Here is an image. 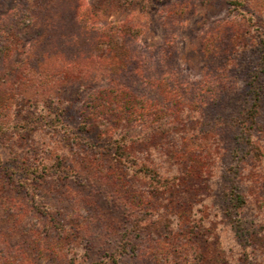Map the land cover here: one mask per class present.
I'll list each match as a JSON object with an SVG mask.
<instances>
[{"label": "rangeland", "instance_id": "obj_1", "mask_svg": "<svg viewBox=\"0 0 264 264\" xmlns=\"http://www.w3.org/2000/svg\"><path fill=\"white\" fill-rule=\"evenodd\" d=\"M30 1L0 0V264H264V0H82L110 39L95 48L68 39L65 58L88 48L117 54L123 42L145 57L146 72L169 73L187 89L217 73L228 84L216 98L188 91L171 109L139 117L127 107L109 120L92 102L118 80L115 67L52 81L29 69L70 17L69 0H43L45 15L30 24L21 15ZM252 78L259 106L246 141L237 122ZM54 109L66 129L48 125ZM27 115L37 122L13 136L11 121ZM118 134L166 187L113 154ZM28 162L47 170L30 180L37 170ZM231 190L245 199L243 220L260 230L249 255L225 219Z\"/></svg>", "mask_w": 264, "mask_h": 264}, {"label": "trees", "instance_id": "obj_2", "mask_svg": "<svg viewBox=\"0 0 264 264\" xmlns=\"http://www.w3.org/2000/svg\"><path fill=\"white\" fill-rule=\"evenodd\" d=\"M69 1L70 17L68 20L69 23H67L68 26L66 25L67 32L65 31V33L57 34V37L51 34L47 46L43 48L41 52H35L39 59L36 58L33 65L29 64V69L37 75L42 73L47 80L52 81L68 77L80 78L88 74V71H91L93 65L104 64L111 69L115 67V75L118 80H112V86L107 92L98 96L96 95L93 98V109L97 115H106L108 120L109 118L117 119L120 115L119 111H123L124 108L127 109L128 107L126 111L133 115L137 114V116L143 117L145 114L150 115L153 112H159L165 108H170L172 105L177 106L181 100L180 96L184 98L188 91L190 92L191 99L199 95V100H203L205 96L208 97V94L216 98L222 92L227 91L228 84L223 80V74L220 73L209 78L203 85L197 83L188 89L185 85H179L175 76H171L169 73H148L146 72L147 60L145 57L130 51L129 48L125 47L123 42L122 45H119V50L116 51L118 55L111 53L109 50L95 52L92 51L91 48H88L77 53L79 55L74 54L71 57L65 58L59 48L62 46L64 47L68 39L72 43L84 40L85 43L87 42L90 45L93 43L92 46L95 48L99 44L105 45L103 40L109 38L111 35L109 31L99 28L100 26H98L99 24L96 22V12L91 6L84 4L82 0ZM142 2L144 3V0H142ZM30 3L31 5L26 9L25 13L23 12L21 15L24 21L26 19L30 24L36 25L35 22L39 14L45 12L43 9L45 3H43V0H31ZM54 7L55 4L53 2V6H49V9H54ZM53 17L58 19L53 22L56 24L59 22L61 15L55 12L53 13ZM119 32V35L124 34V37L129 36L126 29H121ZM125 40L126 38H123V41ZM203 46V52L206 53L210 51L212 55L218 50L216 45L207 47L206 44H203ZM262 48L263 50L259 63L260 67L264 69V41L262 42ZM169 51L170 46L164 54ZM162 55L163 54L160 53L159 57H157L159 61L163 58ZM166 57L167 56L164 57V60ZM262 69L260 71H262ZM249 84L248 106L237 122L241 137L246 141L248 140L249 130L251 129V124L254 121L257 107L259 106V92L255 79L252 78ZM51 105L58 106L55 102ZM52 114V117L47 121L48 125L55 128L59 127L60 129H66V124L63 122V118L60 115L61 113L54 109ZM28 115L22 116L20 120H14L15 122L13 120L11 121L10 128L12 132H14L13 136H22L26 130L30 129L31 126L37 122L34 117ZM102 119L104 118L102 117ZM105 129H110V126L107 124ZM5 130L6 123L0 121V131ZM127 139V136L124 134L115 136L111 146L113 154L117 158L130 161L131 165L137 167V171L149 179L150 184L153 185L154 188L166 187L169 182L168 179L161 177L152 167L147 164L137 166L138 160L130 157L129 141ZM32 164L33 163L28 162L26 167L29 168V170H37L39 168L38 165V167L36 165H33V167ZM45 167V163L42 164L40 167L41 172L37 170L35 174L31 176L30 180H37L43 176V171L47 170ZM229 193V195L226 194L224 196L226 201L224 208L225 219L239 237L243 252L245 255H249V247L251 245L250 237H252L253 234L256 235L260 233V230L259 228L247 225L240 214V209L245 203L244 197L236 191L234 192L231 190Z\"/></svg>", "mask_w": 264, "mask_h": 264}]
</instances>
